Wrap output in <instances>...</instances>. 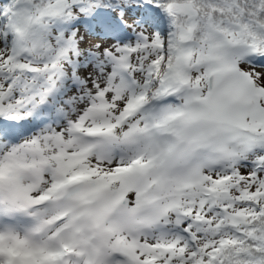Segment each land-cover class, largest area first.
Wrapping results in <instances>:
<instances>
[{
    "label": "snow or ice",
    "instance_id": "6c2138e0",
    "mask_svg": "<svg viewBox=\"0 0 264 264\" xmlns=\"http://www.w3.org/2000/svg\"><path fill=\"white\" fill-rule=\"evenodd\" d=\"M0 264H264V0H0Z\"/></svg>",
    "mask_w": 264,
    "mask_h": 264
}]
</instances>
